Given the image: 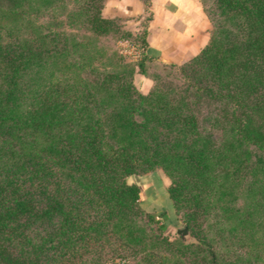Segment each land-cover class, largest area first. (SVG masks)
Here are the masks:
<instances>
[{"label":"trees","instance_id":"trees-1","mask_svg":"<svg viewBox=\"0 0 264 264\" xmlns=\"http://www.w3.org/2000/svg\"><path fill=\"white\" fill-rule=\"evenodd\" d=\"M28 1L0 0V7L12 12ZM47 1L74 3L94 34L123 33L115 18L102 17L105 0ZM212 6L211 14L202 5L212 25L207 45L184 64H168L180 85L155 81L144 95L129 74L107 72L95 92L45 99L25 117L14 103L15 83L8 86L0 99V264H154L142 252L169 245L160 236L165 227L140 208V189L126 179L157 169L170 179L175 214L217 263L200 236L212 167L228 149L235 175L246 176L248 147L264 152V0ZM8 38L0 39V63L12 77L67 46L61 33L24 43ZM204 101L214 106L206 114ZM35 133L45 137L40 147Z\"/></svg>","mask_w":264,"mask_h":264},{"label":"rangeland","instance_id":"rangeland-1","mask_svg":"<svg viewBox=\"0 0 264 264\" xmlns=\"http://www.w3.org/2000/svg\"><path fill=\"white\" fill-rule=\"evenodd\" d=\"M200 3L212 14L213 0H200ZM115 8L116 5H110L106 15L114 14ZM143 8L144 13L140 16L114 17L122 35L116 32L97 35L90 32L74 3L59 4L56 1L50 5L45 0H33L12 12L0 7V39L3 42L10 39V35L24 43L48 33H61L67 44L65 53L44 56L21 69L17 76H10L7 67L0 63V99L8 86L15 83L14 103L19 107L18 113L25 117L40 110L45 99L59 96L73 99L76 92L81 94L84 88L95 92L96 83L107 72L129 74L135 88L144 95L155 81L166 86L169 82L180 85L179 73L168 66L174 63L161 62L150 54L147 28L152 20V10ZM207 29L204 47L212 31L209 20ZM140 65L145 74L140 73ZM213 107L204 101L199 109L206 114ZM224 133H221V140L225 142L231 135ZM33 139L40 147L45 137L35 133ZM248 151L253 163L246 176L235 175L231 166L233 152L228 149L222 151V162L212 167L214 180L208 198V216L202 220L200 236L212 246L217 255L216 264H264V165L261 166L264 152L252 146ZM126 181L139 187L140 208L153 216L158 226L165 227L160 236L169 244H148L142 255L150 254L154 264H212L190 230L185 240L178 235L185 224L175 214L167 193L170 179L162 170L131 175ZM145 224L142 222L143 227ZM152 227L156 229L155 224ZM112 264L126 263L116 261Z\"/></svg>","mask_w":264,"mask_h":264},{"label":"crops","instance_id":"crops-1","mask_svg":"<svg viewBox=\"0 0 264 264\" xmlns=\"http://www.w3.org/2000/svg\"><path fill=\"white\" fill-rule=\"evenodd\" d=\"M110 5L114 14L106 15ZM152 20L148 46L152 56L164 63L181 64L196 56L207 42L208 20L200 0H151ZM138 0H106L102 14L107 19L142 15Z\"/></svg>","mask_w":264,"mask_h":264},{"label":"water","instance_id":"water-1","mask_svg":"<svg viewBox=\"0 0 264 264\" xmlns=\"http://www.w3.org/2000/svg\"><path fill=\"white\" fill-rule=\"evenodd\" d=\"M178 235H180V237L185 240L188 238V229L185 227L183 230L178 232Z\"/></svg>","mask_w":264,"mask_h":264}]
</instances>
